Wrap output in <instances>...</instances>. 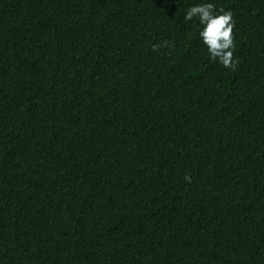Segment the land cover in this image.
<instances>
[{
  "label": "trees",
  "instance_id": "trees-1",
  "mask_svg": "<svg viewBox=\"0 0 264 264\" xmlns=\"http://www.w3.org/2000/svg\"><path fill=\"white\" fill-rule=\"evenodd\" d=\"M0 264H264V0H0Z\"/></svg>",
  "mask_w": 264,
  "mask_h": 264
},
{
  "label": "clouds",
  "instance_id": "clouds-1",
  "mask_svg": "<svg viewBox=\"0 0 264 264\" xmlns=\"http://www.w3.org/2000/svg\"><path fill=\"white\" fill-rule=\"evenodd\" d=\"M197 19L202 26L199 37L207 48L211 60L218 62L225 68L235 70L239 60L234 56L235 51V20L231 10L217 9L215 3L202 2L191 6L184 15L185 21ZM170 42L151 45L152 51L161 47H170ZM185 180L191 183V177L186 175Z\"/></svg>",
  "mask_w": 264,
  "mask_h": 264
}]
</instances>
